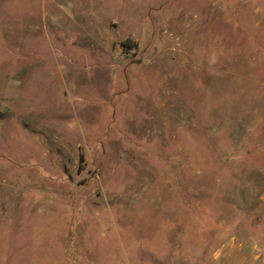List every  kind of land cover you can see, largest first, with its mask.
<instances>
[{"label": "rangeland", "instance_id": "374dc122", "mask_svg": "<svg viewBox=\"0 0 264 264\" xmlns=\"http://www.w3.org/2000/svg\"><path fill=\"white\" fill-rule=\"evenodd\" d=\"M263 192L264 0H0V264H218Z\"/></svg>", "mask_w": 264, "mask_h": 264}, {"label": "crops", "instance_id": "0c3cea01", "mask_svg": "<svg viewBox=\"0 0 264 264\" xmlns=\"http://www.w3.org/2000/svg\"><path fill=\"white\" fill-rule=\"evenodd\" d=\"M264 200V192L262 194ZM218 264H264V246L238 237L226 240L215 253Z\"/></svg>", "mask_w": 264, "mask_h": 264}]
</instances>
